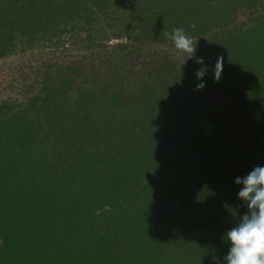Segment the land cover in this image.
<instances>
[{"label":"trees","instance_id":"16d2710c","mask_svg":"<svg viewBox=\"0 0 264 264\" xmlns=\"http://www.w3.org/2000/svg\"><path fill=\"white\" fill-rule=\"evenodd\" d=\"M104 19L114 72L64 66L0 108V264H225L235 179L264 166V0H0V58ZM173 28L202 81L158 51Z\"/></svg>","mask_w":264,"mask_h":264},{"label":"rangeland","instance_id":"374dc122","mask_svg":"<svg viewBox=\"0 0 264 264\" xmlns=\"http://www.w3.org/2000/svg\"><path fill=\"white\" fill-rule=\"evenodd\" d=\"M245 17H248V15L246 11L242 10L239 19L247 22L249 18L245 19ZM253 18H256V15H253ZM84 27L83 25H80V27L75 25L74 28L67 29L65 31L67 33H62V30H60L56 39L51 40L52 42L37 41L33 47L16 48L15 52L1 57L0 108L5 111L3 105H7V108L13 110L24 108L26 104L29 105L31 97L39 90L41 80L44 77L53 78V81L59 80V77L63 76L64 66L70 67L78 64L82 68L94 67L102 70L107 68L113 69L114 72L117 67L112 68L115 65L111 63L106 55L114 52V50L110 51L108 45L124 42V40H108V43L100 42L103 31L108 29V21H105V19L100 23V33L98 35L94 34L95 32L93 33L91 29L87 30ZM158 51L160 54L165 52L166 57L179 66H182L188 58L177 51L173 45L166 49L160 48ZM141 55H144L143 52ZM117 61L121 62L122 60L116 59L115 62ZM2 110H0V113ZM35 112L36 110L33 111V114L37 115ZM2 116L3 113L0 118ZM40 131L43 134L47 133L48 129L41 127ZM42 142H44L43 138L39 141V145ZM43 146L45 147V142ZM42 153L34 156L36 161L44 160L43 157H40ZM82 182L88 184L89 180L84 179ZM86 189H83L82 186L78 191L79 195H82ZM59 190L65 193V190L60 186ZM88 240H90V237Z\"/></svg>","mask_w":264,"mask_h":264},{"label":"clouds","instance_id":"9594fccd","mask_svg":"<svg viewBox=\"0 0 264 264\" xmlns=\"http://www.w3.org/2000/svg\"><path fill=\"white\" fill-rule=\"evenodd\" d=\"M194 30L195 24L190 25ZM174 48L186 55L188 59L195 58L197 41L188 35L183 28H173L165 33ZM202 67L195 73L198 80H203L208 68L203 58H195ZM223 57H218L214 67V80L219 82L223 72ZM205 88V83L196 85L197 91ZM237 185H242L238 198L246 205L247 212L239 219L236 226L226 233L225 239L231 247L224 258L225 264H264V166H257L244 177L235 179Z\"/></svg>","mask_w":264,"mask_h":264}]
</instances>
